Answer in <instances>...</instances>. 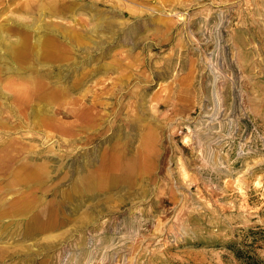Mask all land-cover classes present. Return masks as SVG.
I'll return each instance as SVG.
<instances>
[{"label": "rangeland", "instance_id": "rangeland-1", "mask_svg": "<svg viewBox=\"0 0 264 264\" xmlns=\"http://www.w3.org/2000/svg\"><path fill=\"white\" fill-rule=\"evenodd\" d=\"M0 264H264V0H0Z\"/></svg>", "mask_w": 264, "mask_h": 264}, {"label": "bare ground", "instance_id": "bare-ground-1", "mask_svg": "<svg viewBox=\"0 0 264 264\" xmlns=\"http://www.w3.org/2000/svg\"><path fill=\"white\" fill-rule=\"evenodd\" d=\"M21 41V40H20Z\"/></svg>", "mask_w": 264, "mask_h": 264}]
</instances>
